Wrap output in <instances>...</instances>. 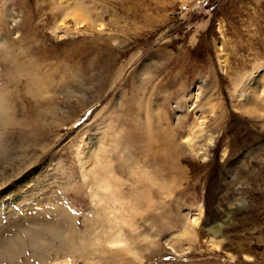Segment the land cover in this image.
<instances>
[{
    "label": "rangeland",
    "instance_id": "1",
    "mask_svg": "<svg viewBox=\"0 0 264 264\" xmlns=\"http://www.w3.org/2000/svg\"><path fill=\"white\" fill-rule=\"evenodd\" d=\"M0 99V264H264V0H0Z\"/></svg>",
    "mask_w": 264,
    "mask_h": 264
},
{
    "label": "bare ground",
    "instance_id": "2",
    "mask_svg": "<svg viewBox=\"0 0 264 264\" xmlns=\"http://www.w3.org/2000/svg\"><path fill=\"white\" fill-rule=\"evenodd\" d=\"M244 82H243L244 86L241 88L239 96L241 97V103H242L243 108H248L250 106L252 100L254 99L253 98L254 91L257 88V86L260 84V77L257 78V76L254 75L252 78L247 79V81L245 83ZM3 109H4V106H3L2 100L0 99V114H2ZM192 126H195V124H192ZM183 138L189 144V146L192 149L193 140L189 137V135L186 134L185 136H183ZM197 219H193L192 223L193 224H198L197 223ZM35 234H33V235L36 236ZM206 234L208 235L207 238H206V241L210 245L214 246L215 248H218L220 243H221L220 242L221 239L217 238L218 235L220 234V232L217 231V229H214L213 227H209V228L206 229ZM34 241H35V239H34ZM114 242H116V241H114ZM114 242H112V243H114ZM11 246H12V244H11ZM13 246H15V245H13Z\"/></svg>",
    "mask_w": 264,
    "mask_h": 264
}]
</instances>
